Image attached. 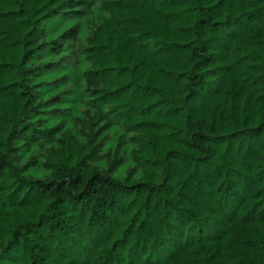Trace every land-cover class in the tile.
Returning a JSON list of instances; mask_svg holds the SVG:
<instances>
[{"label": "trees", "instance_id": "trees-1", "mask_svg": "<svg viewBox=\"0 0 264 264\" xmlns=\"http://www.w3.org/2000/svg\"><path fill=\"white\" fill-rule=\"evenodd\" d=\"M0 264H264V0H0Z\"/></svg>", "mask_w": 264, "mask_h": 264}]
</instances>
